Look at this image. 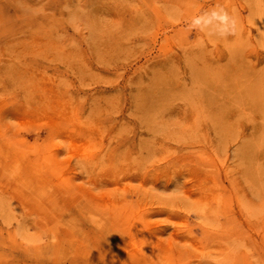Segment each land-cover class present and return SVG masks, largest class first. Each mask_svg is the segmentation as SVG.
I'll list each match as a JSON object with an SVG mask.
<instances>
[{
  "label": "rangeland",
  "instance_id": "1",
  "mask_svg": "<svg viewBox=\"0 0 264 264\" xmlns=\"http://www.w3.org/2000/svg\"><path fill=\"white\" fill-rule=\"evenodd\" d=\"M0 264H264V0H0Z\"/></svg>",
  "mask_w": 264,
  "mask_h": 264
},
{
  "label": "clouds",
  "instance_id": "2",
  "mask_svg": "<svg viewBox=\"0 0 264 264\" xmlns=\"http://www.w3.org/2000/svg\"><path fill=\"white\" fill-rule=\"evenodd\" d=\"M213 21L218 22V38L227 39L229 36H234L237 31L238 22L229 14L223 7L217 6L209 12H205L202 15H198L192 19L193 26H201L200 31L205 35L211 37V33L205 30V26L211 24Z\"/></svg>",
  "mask_w": 264,
  "mask_h": 264
}]
</instances>
